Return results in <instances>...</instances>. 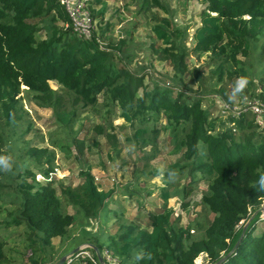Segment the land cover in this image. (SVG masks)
Listing matches in <instances>:
<instances>
[{
  "label": "trees",
  "instance_id": "trees-1",
  "mask_svg": "<svg viewBox=\"0 0 264 264\" xmlns=\"http://www.w3.org/2000/svg\"><path fill=\"white\" fill-rule=\"evenodd\" d=\"M152 1L155 7L162 8L158 0ZM185 1L203 6L199 26L191 36V47L186 48L185 31L176 29L168 19L153 16L158 24H163L153 29L164 47L157 52L159 60L170 64L181 86L189 73L186 64L189 55H208L209 67H213L211 74L218 83L237 79L252 85L241 58H248L264 40V0ZM94 2L100 4V0ZM103 14L104 10L91 11L93 18H103ZM106 31V28L99 34L93 31L90 39H80L57 0H0V156H6L4 149L15 145L31 130L30 123L23 129L25 114L20 97L23 87L32 95L35 106L53 110L56 125L62 128L71 127L82 112L92 110L99 114L104 109L108 117L117 108L119 118L134 130L133 140H126L132 141L138 150L153 146L161 131L169 134L172 150L178 154L169 171H178L179 176L186 177L187 186L175 191L176 195L167 187L161 189L162 207L148 216L146 228L122 224L116 233L103 236L105 225L100 211L113 200V191L101 190L90 170L79 173L81 183L77 186L66 185L65 180L48 179V170L39 166L43 161L50 165L53 153L24 147L23 156L33 159L32 167L20 162L10 173H0V179L7 178L1 188H13L18 203L17 211H9L3 225L23 226L29 248L39 245L42 257L34 252L31 264H44V248L51 247L53 239H64L76 222L83 230H90H84L87 242L80 241L75 248L89 244L101 254L100 247H104L121 264L215 263L238 241L242 227L231 234L230 231L239 222L241 212L247 215L264 200V133L256 131L249 118L236 122L233 118L227 122L213 118L212 110L203 109L202 99L186 94L185 90L157 83L151 89L144 86L143 77L129 70L135 55L128 52L126 39L110 40L103 46ZM263 54L264 48L259 55ZM52 82L62 93L50 88ZM100 96L102 104L98 103ZM254 97L264 102V92ZM162 120L165 123L161 131L156 127L149 129V122L155 125ZM92 132L104 135L117 152L118 141L110 122L95 125ZM72 142L81 153V143L76 138ZM35 172L43 173L42 184L35 182ZM201 181L206 184V192L199 205L213 219L200 237L193 238L190 226L183 227L178 224L179 219L172 220L173 210L167 202L180 194L184 200L191 194V187ZM164 183L167 185V180ZM7 203L0 195V212L8 210ZM187 206L185 203L183 209ZM68 209L73 213L66 212ZM256 219L221 264H264V229L250 234ZM95 224L99 225L98 234L93 237L91 230ZM220 249L225 252L218 257ZM87 251L96 261L94 252ZM4 259V246L0 242V263ZM83 262L98 264L87 258Z\"/></svg>",
  "mask_w": 264,
  "mask_h": 264
},
{
  "label": "rangeland",
  "instance_id": "rangeland-1",
  "mask_svg": "<svg viewBox=\"0 0 264 264\" xmlns=\"http://www.w3.org/2000/svg\"><path fill=\"white\" fill-rule=\"evenodd\" d=\"M94 1L92 0L90 4V12L98 13L104 10L103 18L92 16L94 32L99 34L103 29H107L103 46L110 40L116 42L123 38L126 39L128 52L135 55L132 64L129 65V70L143 77V85L149 89L157 83L165 88L185 90L186 94L201 98L203 109L212 110L213 118L218 117L226 122L234 115L233 109L241 107L244 98L259 96L261 92H264V54L259 55L264 48V40L258 43V48L248 58H241L251 76L252 85L249 86L237 79H224L223 82L218 83L217 78L211 74L213 67H209L208 55L200 57L189 55L186 61L189 73L185 78L184 86H181L175 80L170 64L159 60L157 52L164 47L157 41L153 29L163 24H158L155 19H168L176 29L185 31L188 37L186 48L190 49L191 36L195 27L199 26V15L203 10V6L199 3L185 0H158L162 6L159 8L154 6L152 0H100V4ZM49 86L53 91L62 93L55 83L52 82ZM22 90L21 106L25 114L23 129L27 128L30 123L31 130L24 134L15 145L4 149L6 153L4 157L9 158L10 166L0 168V173L3 175L10 173L11 168L20 162H26L32 167L33 159L23 156L22 151L24 147L31 146L47 149L53 153V162L50 165L43 161L39 166L40 169L48 170L50 179L65 180L66 185L77 186L81 183L79 173L90 170L94 179L97 180L95 183L101 190H111L114 193L113 200L100 211L101 222L105 225L103 236L116 233L122 224L146 228L148 216L162 207V201L159 198L161 189L167 187L172 195H176L175 191H182L187 186L186 177L179 176L178 171H169V167L177 161L178 154L172 150L173 142L169 134L161 131L165 123L163 120L155 125L153 122L148 123L149 129L156 127L161 131L154 140L155 148L153 149L150 145L144 150H138L132 141L127 142L126 140V138L133 140L134 130L119 118V109H113L114 112L108 117L104 109L99 114L92 110L82 112L71 127L62 128L56 125V116L52 109L38 108L33 103L32 95L23 87ZM102 102L103 97L100 96L98 103L102 104ZM224 106L230 109L226 114H223L222 107ZM244 117H249V114ZM105 120L112 125V132L118 141L117 152L111 149L104 135L92 132L95 125H104ZM236 121L237 117L234 118V122ZM22 131H19V134H23ZM149 135L152 134L149 133ZM74 138L81 143V153L72 142ZM54 141L58 144H52ZM152 173L154 175H150ZM34 174L43 175L41 172ZM6 179L4 177L0 179V195L8 202L6 205L8 210L0 212V242L3 243L5 251V259L0 264H31L30 258L34 256V252L42 257V253L38 251L39 245L29 248L28 234L23 226L6 228L3 225L8 219V212L15 213L18 209L14 189L1 188L6 184ZM164 179L167 180V185ZM191 191V194L184 200H182V194L173 196L167 202V206L173 210L172 220L179 219V225L190 226L194 232L193 238H198L213 216L204 212L199 205L201 196L206 192L205 182L195 183ZM11 202L16 204H11ZM185 203H188L186 210L183 209ZM258 210L254 208L247 212V215L241 212L239 222L234 225L230 234L241 227L243 229L252 217L258 218ZM66 212L73 213L71 209ZM118 216L121 219L117 218ZM97 226L99 225L95 224V228L91 230L93 237L98 234ZM263 229V222L256 219V222L252 224L250 234L255 235ZM84 230L83 226L76 222L64 239H53L51 247L43 250L46 256L44 264H54L58 258L67 254L65 252L69 253L73 250L78 242L86 241ZM100 248L102 253L106 249ZM224 250L220 249L221 252L217 256L221 257ZM91 254L89 251V255ZM84 259L81 257L74 259L72 264H82Z\"/></svg>",
  "mask_w": 264,
  "mask_h": 264
},
{
  "label": "built area",
  "instance_id": "built-area-1",
  "mask_svg": "<svg viewBox=\"0 0 264 264\" xmlns=\"http://www.w3.org/2000/svg\"><path fill=\"white\" fill-rule=\"evenodd\" d=\"M61 7L64 9L65 13L70 22V26L73 29V32L80 39H90L92 36V32L94 31V20L92 18L90 12V4L92 0H57ZM223 114H226L230 109L226 106L222 107ZM234 115L231 118L241 119V118H249L254 126V128L261 133H264V102L259 100L256 97H248L244 98L241 107L234 108ZM249 114V117H244V115ZM48 179H50L48 177ZM35 180L38 183H43L45 181L43 175L37 174L35 176ZM97 180L95 179V182ZM261 209V214L259 215L258 221L263 222L264 224V200L257 207ZM190 234H194L191 230ZM87 256V257H86ZM102 258L105 263L109 264H121L116 257L112 255V253L108 250H103L101 253ZM87 258L91 262L96 263L92 254L89 255V251H83L76 258ZM74 262V258L70 259L66 262V264H72ZM86 264V263H82ZM202 264H214L209 263L207 261L202 262Z\"/></svg>",
  "mask_w": 264,
  "mask_h": 264
},
{
  "label": "water",
  "instance_id": "water-1",
  "mask_svg": "<svg viewBox=\"0 0 264 264\" xmlns=\"http://www.w3.org/2000/svg\"><path fill=\"white\" fill-rule=\"evenodd\" d=\"M261 209H259L258 211H257V214H261ZM256 214V213H255ZM259 215H258V218H259ZM255 218V216L254 217H252L251 219H250V221H249V223H247L245 226H244V228L242 229V231H241V234H240V236H239V238H238V241L235 243V245L233 246V248L223 257V258H221L219 261H217V262H215L214 264H221V263H223L229 256H230V254L235 250V248L237 247V245L239 244V242L241 241V239H242V237H243V235L245 234V232H246V230H247V228H248V226L250 225V223L253 221V219ZM257 218V219H258ZM87 249H91L93 252H94V254H95V258H96V261H97V263L98 264H106L105 263V261H104V259L102 258V256H101V254H100V252L98 251V249L95 247V246H93V245H89V244H83V245H80V246H78V247H76V248H74L73 250H71L69 253H67V254H65L59 261H58V263L57 264H66V262L68 261V260H70V259H73L75 256H77V255H79L81 252H83V251H87Z\"/></svg>",
  "mask_w": 264,
  "mask_h": 264
},
{
  "label": "clouds",
  "instance_id": "clouds-1",
  "mask_svg": "<svg viewBox=\"0 0 264 264\" xmlns=\"http://www.w3.org/2000/svg\"><path fill=\"white\" fill-rule=\"evenodd\" d=\"M9 166V158L0 156V168H8Z\"/></svg>",
  "mask_w": 264,
  "mask_h": 264
}]
</instances>
